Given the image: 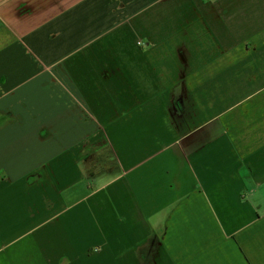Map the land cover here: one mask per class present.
<instances>
[{
  "label": "crops",
  "instance_id": "obj_1",
  "mask_svg": "<svg viewBox=\"0 0 264 264\" xmlns=\"http://www.w3.org/2000/svg\"><path fill=\"white\" fill-rule=\"evenodd\" d=\"M0 264H264V0H0Z\"/></svg>",
  "mask_w": 264,
  "mask_h": 264
},
{
  "label": "rangeland",
  "instance_id": "obj_2",
  "mask_svg": "<svg viewBox=\"0 0 264 264\" xmlns=\"http://www.w3.org/2000/svg\"><path fill=\"white\" fill-rule=\"evenodd\" d=\"M203 1H205V0H203ZM155 28H156V25H155ZM157 33H159V31H158V29H153L152 30V36H153V38H156V37H154L155 35H157ZM145 42H147V41H145ZM112 51H113V54H115V53H118L119 55L120 54H122V51H121V49H119V48H117V49H114V48H112ZM97 66V65H96ZM59 67V65L58 66H56V69H54V70H57V68ZM88 67H91V68H93L94 67V65H80V68H82V69H84V70H86ZM53 70V68L52 67H50L49 68V71H52ZM66 70V69H65ZM105 73H107V72H105ZM75 83H83L84 81H74ZM105 85H106V82H104L103 81V87H105ZM73 89H74V87H73ZM105 131H110V129H104ZM124 138V141H125V137H123ZM124 146V148H126L125 149V151H127V152H130V151H132L133 149H134V146L133 145H123ZM127 146V147H126Z\"/></svg>",
  "mask_w": 264,
  "mask_h": 264
}]
</instances>
